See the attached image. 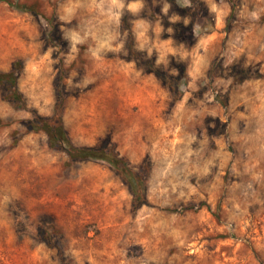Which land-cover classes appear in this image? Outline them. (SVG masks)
<instances>
[{
	"label": "rangeland",
	"instance_id": "obj_1",
	"mask_svg": "<svg viewBox=\"0 0 264 264\" xmlns=\"http://www.w3.org/2000/svg\"><path fill=\"white\" fill-rule=\"evenodd\" d=\"M20 1H39L64 41L48 46L44 20L0 2V72L21 61L28 107L51 116L69 69L70 137L149 158L150 205L134 213L105 163L67 168L0 89V264H264V0H178L199 19L167 0ZM143 59L186 64L179 103ZM45 219L57 249L31 234Z\"/></svg>",
	"mask_w": 264,
	"mask_h": 264
},
{
	"label": "trees",
	"instance_id": "obj_2",
	"mask_svg": "<svg viewBox=\"0 0 264 264\" xmlns=\"http://www.w3.org/2000/svg\"><path fill=\"white\" fill-rule=\"evenodd\" d=\"M169 3L184 13H188L195 19L204 18L205 15L200 14L201 9L185 6L184 8L178 4V0H167ZM5 2L11 9L18 10L36 16L44 20L50 27L49 33H46V43L48 46L56 45L54 38L58 37V41L63 44V38L59 35L56 21L53 18L47 17L41 9L40 2H21L20 0H0ZM173 26L179 32L183 25L181 22L174 23ZM211 30H207L210 33ZM132 51H134L131 45ZM134 58L142 59L140 55L134 54ZM143 63L148 67L164 85L170 90L173 96V104L179 103L183 97V87L188 81V70L184 63H180L177 67L178 75L172 74L168 69L161 68L154 62ZM23 70L21 61H16L13 64L12 70L9 72H0V89L4 95L3 99L9 103L15 110L27 111L32 114V117L24 122L28 133H43L47 137V146L53 152L63 153L67 156L66 166L72 167L77 163L83 162H102L107 164L129 188L133 196L132 209L137 213L145 206H149L148 200V178L152 171L150 159L143 160L137 167L133 166L129 159L120 154L117 150V145L110 140H105L99 146H79L75 144L70 137V134L65 125V112L68 106L69 94L65 90L63 81L68 75V71L62 66V74L58 76L54 87L56 91V99L53 114L51 116H42L28 107L26 99L19 89V79ZM6 124L0 118V128ZM18 139L15 141L16 145ZM50 219H45L38 227H32L31 234L40 239L51 248H56L54 238L58 234V229L50 225ZM18 222L17 233L22 236L26 231L21 230ZM25 230H28L25 229ZM57 249V248H56ZM60 258H63V252L59 250Z\"/></svg>",
	"mask_w": 264,
	"mask_h": 264
}]
</instances>
